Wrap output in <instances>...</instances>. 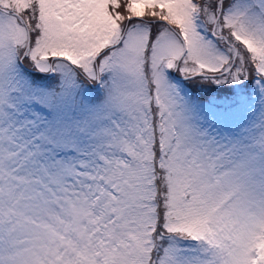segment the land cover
I'll return each instance as SVG.
<instances>
[{"label":"snow or ice","instance_id":"obj_1","mask_svg":"<svg viewBox=\"0 0 264 264\" xmlns=\"http://www.w3.org/2000/svg\"><path fill=\"white\" fill-rule=\"evenodd\" d=\"M0 264H264V0H0Z\"/></svg>","mask_w":264,"mask_h":264}]
</instances>
